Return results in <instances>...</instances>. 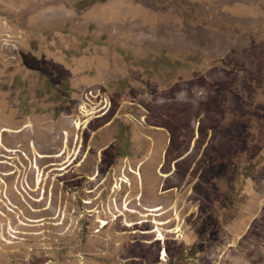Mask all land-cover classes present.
<instances>
[{"label": "rangeland", "instance_id": "rangeland-1", "mask_svg": "<svg viewBox=\"0 0 264 264\" xmlns=\"http://www.w3.org/2000/svg\"><path fill=\"white\" fill-rule=\"evenodd\" d=\"M0 264H264V0H0Z\"/></svg>", "mask_w": 264, "mask_h": 264}, {"label": "bare ground", "instance_id": "bare-ground-1", "mask_svg": "<svg viewBox=\"0 0 264 264\" xmlns=\"http://www.w3.org/2000/svg\"><path fill=\"white\" fill-rule=\"evenodd\" d=\"M38 179H40V178H38Z\"/></svg>", "mask_w": 264, "mask_h": 264}]
</instances>
